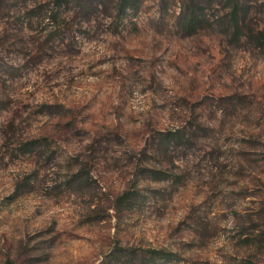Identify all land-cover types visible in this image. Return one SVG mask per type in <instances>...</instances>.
<instances>
[{"label": "rangeland", "instance_id": "374dc122", "mask_svg": "<svg viewBox=\"0 0 264 264\" xmlns=\"http://www.w3.org/2000/svg\"><path fill=\"white\" fill-rule=\"evenodd\" d=\"M237 1L0 0V264H264V0Z\"/></svg>", "mask_w": 264, "mask_h": 264}, {"label": "trees", "instance_id": "16d2710c", "mask_svg": "<svg viewBox=\"0 0 264 264\" xmlns=\"http://www.w3.org/2000/svg\"><path fill=\"white\" fill-rule=\"evenodd\" d=\"M236 2V6H235V14H237V12L239 11L240 9V5L238 4V1L235 0ZM187 20H188V23L189 25H195L197 22H200V14H198V11L196 10L195 7H193L190 11V13L188 14L187 16Z\"/></svg>", "mask_w": 264, "mask_h": 264}]
</instances>
